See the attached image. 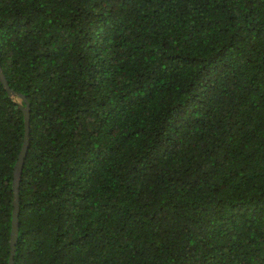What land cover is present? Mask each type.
Instances as JSON below:
<instances>
[{
	"label": "trees",
	"instance_id": "obj_1",
	"mask_svg": "<svg viewBox=\"0 0 264 264\" xmlns=\"http://www.w3.org/2000/svg\"><path fill=\"white\" fill-rule=\"evenodd\" d=\"M0 61L15 264H264V0H0Z\"/></svg>",
	"mask_w": 264,
	"mask_h": 264
},
{
	"label": "water",
	"instance_id": "obj_2",
	"mask_svg": "<svg viewBox=\"0 0 264 264\" xmlns=\"http://www.w3.org/2000/svg\"><path fill=\"white\" fill-rule=\"evenodd\" d=\"M0 81L3 84L4 88L8 92V94L13 97L16 101L21 103V100L26 102L25 106H21L25 117V134H24V143L22 149L19 153L18 160L15 164L14 168V179H13V193H14V209H13V221H12V230H11V254L9 259V264H15V255L17 251V242L19 237V229H20V185L22 179V173L24 169L25 159L28 154V150L30 147V117H31V106L30 101L27 99V96L21 93L16 92L10 84L4 73L3 67L0 61Z\"/></svg>",
	"mask_w": 264,
	"mask_h": 264
}]
</instances>
